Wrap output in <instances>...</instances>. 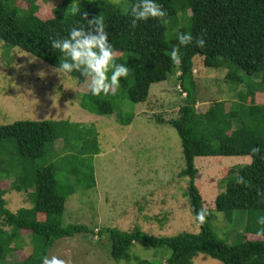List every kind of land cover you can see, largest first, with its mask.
Here are the masks:
<instances>
[{
    "label": "trees",
    "instance_id": "trees-1",
    "mask_svg": "<svg viewBox=\"0 0 264 264\" xmlns=\"http://www.w3.org/2000/svg\"><path fill=\"white\" fill-rule=\"evenodd\" d=\"M25 1L28 6L21 8L14 0H0V40L9 46H17L58 68L65 57L50 47L51 39L66 38L73 26L87 27V20L81 19L82 12L87 13L86 19L101 16L116 54L115 62L124 63L130 69L126 79L118 78L128 85L124 89L128 100L144 102L150 84L164 81L172 73L176 74L179 90L185 95L177 116L168 119L166 124L175 128L180 138L184 167L179 175L189 178L185 195L192 206L191 212L194 216L196 209L206 207L209 215L205 224L197 232L182 231L161 237L150 236L137 228L131 231L110 227L98 229L96 234L105 233L110 240V257L130 262L131 245L143 241L151 247L169 250L160 264H193L192 259L199 252L223 264H264V239H249L244 235H256V217L264 215V105L249 98L254 92L247 86L246 91H238L240 100L235 102L236 108L230 105L226 109L224 101L219 100L206 111L198 112L192 61L194 56H201L204 66L225 69L226 81L241 83L240 75L233 71V67H238L247 75H256L258 79L250 83L260 92L264 91V0H157L167 11L170 28L176 29L169 39L165 37L166 26L154 18L137 21L135 27L131 25L126 9L134 0H126L125 5L112 0H59L45 14L51 15L47 18L38 13L36 0ZM74 5L78 9L75 15L71 12ZM186 31L191 33L193 42L180 47L176 33ZM198 36L205 40L203 48L195 46ZM173 45H177L181 54L179 65L172 64L167 55ZM68 75L78 82L88 78L76 70ZM84 89L81 107L97 115L113 112L112 100L118 94L92 96L87 85ZM118 115L116 120L121 125H128L133 117V113ZM59 122L43 119L0 124V153H3V163L8 170L5 177L11 176L10 171L14 175L8 186L24 192L30 202L29 206L9 210L3 197L5 189L0 186V264H8L7 254L23 230L32 236L33 248L14 264H40L41 256H46L57 239L78 233L92 234V228L83 224H61L65 197L73 190L67 186L61 192L55 174L57 164L41 167L32 164L44 154L47 146L54 151L58 137L64 138L68 132L72 134L68 123ZM253 147H259V152L251 153ZM229 155L248 156L252 162L228 169L221 179L223 190L215 195L214 207H208L194 182L197 172L194 158ZM236 173L248 181L247 188L235 183ZM90 175L94 186L93 170ZM213 209L224 213L228 220L234 210L245 212L241 240L230 243L215 234L211 226ZM132 264L153 263L135 257Z\"/></svg>",
    "mask_w": 264,
    "mask_h": 264
},
{
    "label": "rangeland",
    "instance_id": "rangeland-1",
    "mask_svg": "<svg viewBox=\"0 0 264 264\" xmlns=\"http://www.w3.org/2000/svg\"><path fill=\"white\" fill-rule=\"evenodd\" d=\"M112 1L126 4V0ZM59 2L36 0L35 3L43 17ZM14 3L21 8L28 6L25 0H14ZM50 16L47 14L43 18ZM165 26V37L169 39L176 29H171L169 23ZM201 59V56L192 59L198 112L206 111L219 100L224 101L226 109L230 105L236 108L235 102L240 100L238 91H246L249 86L254 92L249 98L264 105V91L260 92L250 83L258 79L256 75H247L240 68L233 67L242 82L226 81L225 69L206 67ZM88 83L89 77L78 82L59 72L58 68L0 40V124L43 119L60 124L59 121L64 120L73 131L64 138L58 137L54 151L47 146L44 154L32 164L37 167L57 164L55 174L61 192L67 186L73 190L65 197L61 224H83L92 228V234L78 233L59 238L46 256L56 255L66 264H132L135 257L160 264L169 254L166 247L133 242L129 249L130 262L115 261L108 252V236L96 233L98 229L107 227L121 231L137 228L150 236L161 237L199 230L187 206L189 202L185 193L189 178L179 175L184 167L180 138L176 129L166 124L168 119L177 116L185 95L179 90L175 73L164 81L151 83L146 100L139 103L125 97L124 89L128 85L122 81L115 93L118 96L112 100L113 112L97 115L80 106ZM131 113L133 117L128 125H121L116 120L120 116L118 114L123 117ZM4 160L3 153H0V186L5 189L6 207L15 211L29 206L24 192L9 188L14 175L10 171L11 178L5 177L8 170ZM247 162L248 156L195 157L197 172L194 182L204 205L213 208L214 197L223 190L221 179L228 169ZM92 170L94 186L91 185ZM213 213L211 226L218 237L230 243L242 239L240 236L246 222L244 211H232L231 220L226 219L222 212L213 209ZM217 213H222V218ZM244 235L249 239H264L254 234ZM31 238L25 230L15 238L13 243L16 245L7 254L8 264L22 260L30 252L33 248ZM192 263L223 264L200 252L193 257Z\"/></svg>",
    "mask_w": 264,
    "mask_h": 264
},
{
    "label": "clouds",
    "instance_id": "clouds-1",
    "mask_svg": "<svg viewBox=\"0 0 264 264\" xmlns=\"http://www.w3.org/2000/svg\"><path fill=\"white\" fill-rule=\"evenodd\" d=\"M78 9L74 5L71 9L73 15ZM126 14L131 17V25L135 27L137 21H147L154 18L161 25L168 23L167 11L157 0H134ZM81 19L87 20V27L73 26L69 28L66 38L51 39L50 47L59 50L65 57L58 64V71L64 74L79 71L82 76L89 77L87 85L88 91L92 96L115 95L117 88L121 84L118 78L126 79L129 75V67L124 63H116V54L112 43L109 40V34L103 17L95 16L92 19H86L87 13H80ZM176 40L180 47L189 45L193 42L190 32H177ZM205 40L202 36L195 39V46L203 48ZM170 61L174 65H179L181 54L177 45H173L171 51L167 53ZM250 152L255 154L259 152V147H253ZM251 157L248 163L251 164ZM235 183L248 187L249 183L239 173L235 174ZM259 194V189H257ZM188 208L191 209L189 203ZM209 211L206 207L196 209L194 220L197 228L205 224ZM222 218V213H217ZM256 236L264 235V215L256 217ZM40 264H66L65 260L56 255L41 256Z\"/></svg>",
    "mask_w": 264,
    "mask_h": 264
},
{
    "label": "crops",
    "instance_id": "crops-1",
    "mask_svg": "<svg viewBox=\"0 0 264 264\" xmlns=\"http://www.w3.org/2000/svg\"><path fill=\"white\" fill-rule=\"evenodd\" d=\"M257 93H258V92H257ZM257 93H256V94H257ZM256 103H257V102H256Z\"/></svg>",
    "mask_w": 264,
    "mask_h": 264
},
{
    "label": "built area",
    "instance_id": "built-area-1",
    "mask_svg": "<svg viewBox=\"0 0 264 264\" xmlns=\"http://www.w3.org/2000/svg\"><path fill=\"white\" fill-rule=\"evenodd\" d=\"M184 95V94H183Z\"/></svg>",
    "mask_w": 264,
    "mask_h": 264
}]
</instances>
